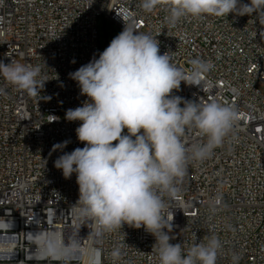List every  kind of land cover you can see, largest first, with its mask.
Returning a JSON list of instances; mask_svg holds the SVG:
<instances>
[{
	"label": "built area",
	"instance_id": "obj_1",
	"mask_svg": "<svg viewBox=\"0 0 264 264\" xmlns=\"http://www.w3.org/2000/svg\"><path fill=\"white\" fill-rule=\"evenodd\" d=\"M141 5L0 0V61L38 66L37 79L47 80L33 95L0 76V264H159L155 238L143 227L97 235L94 222L74 212L76 175L65 179L54 166L63 154L51 151L54 144L69 140L64 152L84 147L75 132L81 122L64 118L87 99L69 73L102 52L100 18L155 37L160 53L168 52L186 76L193 59L211 63L198 85L181 82L173 95L216 101L233 108L237 119L208 158L188 162L174 196L161 193L162 215L174 216L173 244L187 249L216 236L222 245L217 264H264V25L255 13L186 17L170 25L166 6L148 12ZM206 139L194 128L184 137L190 145ZM49 247L56 251L41 255Z\"/></svg>",
	"mask_w": 264,
	"mask_h": 264
},
{
	"label": "clouds",
	"instance_id": "obj_2",
	"mask_svg": "<svg viewBox=\"0 0 264 264\" xmlns=\"http://www.w3.org/2000/svg\"><path fill=\"white\" fill-rule=\"evenodd\" d=\"M158 5L167 7L165 19L170 25L186 17L230 13H255L264 25V0H142L141 6L150 12ZM191 65V74L186 76L168 52L160 53L155 37L124 24L98 58L94 55L69 73L87 99L81 106L67 109L64 118L81 122L75 132L84 147L64 152L70 143L65 140L51 149L63 152L54 161L63 177L76 175L79 198L72 205L74 212L92 220L97 235L124 225L143 227L155 238L159 264H217L222 247L216 236L205 237L206 243H194L187 249L171 243L174 216L162 215L166 205L161 193L174 196L188 162L208 158L223 144L237 119L233 108L216 101L193 102L173 95L181 82L198 85L202 74L212 67L199 58ZM40 73L38 66L0 61V76L33 95L47 81L37 79ZM190 128L206 136V142L188 144L184 137ZM54 251L41 249V255ZM112 256L118 259L120 250Z\"/></svg>",
	"mask_w": 264,
	"mask_h": 264
},
{
	"label": "rangeland",
	"instance_id": "obj_3",
	"mask_svg": "<svg viewBox=\"0 0 264 264\" xmlns=\"http://www.w3.org/2000/svg\"><path fill=\"white\" fill-rule=\"evenodd\" d=\"M97 28L102 51L110 44L111 40L121 32V29L116 25L111 22H105L103 18L99 19ZM16 63L24 64L21 60H18ZM260 87L263 88V86Z\"/></svg>",
	"mask_w": 264,
	"mask_h": 264
},
{
	"label": "snow or ice",
	"instance_id": "obj_4",
	"mask_svg": "<svg viewBox=\"0 0 264 264\" xmlns=\"http://www.w3.org/2000/svg\"><path fill=\"white\" fill-rule=\"evenodd\" d=\"M0 227H2V226H0Z\"/></svg>",
	"mask_w": 264,
	"mask_h": 264
}]
</instances>
